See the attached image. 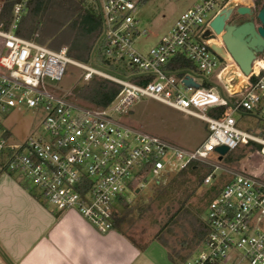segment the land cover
<instances>
[{
    "label": "built area",
    "instance_id": "1",
    "mask_svg": "<svg viewBox=\"0 0 264 264\" xmlns=\"http://www.w3.org/2000/svg\"><path fill=\"white\" fill-rule=\"evenodd\" d=\"M6 1L0 0V15ZM30 1L14 5L8 30L0 22V168L20 176L29 190H38L52 211L75 212L98 233L108 234L115 230L128 194L166 184L193 162L213 169L203 182L210 185L221 168L220 161L210 159L216 148L225 146L231 153L255 141L253 134L237 128L235 115L264 121V53L245 76L211 26L224 10L240 7L235 0H196L146 53L135 47L147 33L138 18L140 0H84L101 18L103 58L110 66L125 64L131 70L127 77L96 67L94 59L89 64L74 61L67 47L55 51L19 37L18 24ZM250 1L247 7L255 10ZM208 33L216 37L206 39ZM181 57L193 67L171 68ZM68 65L83 70L85 82L97 76L117 83L121 91L105 109L74 103L48 82H60ZM186 79L198 87L186 85ZM143 97L205 122V141L185 150L115 120ZM22 109L43 113L44 130L11 143L3 119ZM224 172L231 178L203 217L206 239L185 264H264V180Z\"/></svg>",
    "mask_w": 264,
    "mask_h": 264
},
{
    "label": "trees",
    "instance_id": "2",
    "mask_svg": "<svg viewBox=\"0 0 264 264\" xmlns=\"http://www.w3.org/2000/svg\"><path fill=\"white\" fill-rule=\"evenodd\" d=\"M18 1H6L0 15V22L5 23V30L11 25L12 9ZM140 1L141 4L147 2V0ZM254 3L255 10L261 9L264 0H255ZM101 33L102 22L99 14L84 0H32L16 31L19 37L55 51L67 47L68 56L74 61L89 64L94 59L95 63L108 65L103 58V47L98 46ZM171 66L174 69L193 67L183 57L177 59ZM134 81L138 82V80ZM120 91L121 86L117 83L95 76L89 84L74 90L73 99L88 108L105 109ZM247 145L259 150L262 148L252 141ZM229 160L231 155L224 158L223 163ZM0 172L4 173L1 168ZM212 172V168L200 162H193L187 169L170 176L166 185H158L147 202L140 200L133 208H129L125 202L124 213L116 216L115 230L138 244L127 232V228L134 224V219L130 216L136 212L141 218L150 214L155 219L154 223L160 222L164 216L167 221L150 241L159 243L167 251L170 262L184 264L196 248L203 244L208 233L206 225L201 220L200 210L198 215L192 212L191 209L195 210V206L191 199L202 186L204 179ZM221 187L222 185L218 186V184L212 187L211 195L207 196L208 202L219 194ZM32 193L39 201L44 202L39 193ZM177 224L180 226L182 236L172 240L170 236H176L172 227ZM0 253L7 264H13L3 250L0 249Z\"/></svg>",
    "mask_w": 264,
    "mask_h": 264
},
{
    "label": "rangeland",
    "instance_id": "3",
    "mask_svg": "<svg viewBox=\"0 0 264 264\" xmlns=\"http://www.w3.org/2000/svg\"><path fill=\"white\" fill-rule=\"evenodd\" d=\"M195 1L196 0H147L145 4H141L139 7L138 18L140 19L142 30H146L148 33H143L137 40L135 43L136 49L142 53L148 52L157 44L165 33L169 31L180 15L187 11ZM250 2V0L234 1L235 4L237 3L238 6L243 7H247ZM259 10L260 8L254 11L255 13H258ZM243 19L245 20L246 17ZM2 53L3 49L0 42V55ZM222 62L225 63L224 61ZM95 65L96 67L111 72L114 75L127 77L131 73V70L123 63L115 66H108L96 62ZM83 75V70L73 65H68L67 72L60 82H53L50 80H48V82L53 86L59 87V93L61 95H67L71 101L80 104L78 101H75L73 97L76 88L89 84V82L83 80ZM235 118L238 122L237 128L253 134L255 141L252 142L261 145L262 148L259 150L251 145H241L237 150L228 153L227 156L231 155V160L224 163L223 161L219 162L221 168L215 172L216 179L210 185H204V183H202V186L196 191V194L191 199L195 206V210H191L196 215H198L200 210L202 213V221L203 217L205 218L207 214V206L209 204L207 196L211 195L212 187L217 184L218 186L225 185L231 178V174L224 172V169L264 180V153L262 152L264 121H260L257 118L248 115H235ZM44 120L45 115L43 113L31 109H22L21 111L16 110L5 115L3 125L11 133V143L17 144L23 143L31 136L41 134L44 130ZM115 120L135 130L160 137L171 144L190 151L197 149L208 136V127L205 122L175 111L147 97L141 98L128 114L116 116ZM210 159L212 161H219V155L216 152H213L210 155ZM17 177L20 179V176ZM29 185L31 186V184ZM157 186L158 185H152L145 191L139 192L138 195L136 193V195L128 194L130 199L122 201V207H120L119 212L121 214L124 213L127 204L129 208H133L140 200L147 202V200L155 193V188ZM31 192L39 193L38 190ZM43 203L45 204V202ZM130 218L134 219V224L130 228H127L128 226H126L128 230L127 232L139 245L151 242L150 240L167 221L163 216L160 219V222L154 223L153 220L155 219L152 215L149 214L146 217L141 218L137 212L133 213ZM172 228L174 230L173 233L176 235L170 236L172 240L176 237L182 236L179 224L174 225ZM197 251L198 247L195 252Z\"/></svg>",
    "mask_w": 264,
    "mask_h": 264
},
{
    "label": "crops",
    "instance_id": "4",
    "mask_svg": "<svg viewBox=\"0 0 264 264\" xmlns=\"http://www.w3.org/2000/svg\"><path fill=\"white\" fill-rule=\"evenodd\" d=\"M16 177L0 172V249L13 264H173L155 241L100 234L75 212L52 211Z\"/></svg>",
    "mask_w": 264,
    "mask_h": 264
},
{
    "label": "water",
    "instance_id": "5",
    "mask_svg": "<svg viewBox=\"0 0 264 264\" xmlns=\"http://www.w3.org/2000/svg\"><path fill=\"white\" fill-rule=\"evenodd\" d=\"M233 9V6H231L224 10L212 22L211 26L215 34L222 37L226 50L238 65L241 72L245 76H249L257 55L264 53V3L258 13H255L253 9L248 7H238L236 9L237 15L247 18L241 20L236 26L226 24ZM211 37L215 36H212L211 33L205 36L206 39H210ZM212 49L222 57L225 56L223 50L217 46L213 45ZM184 83L198 87L191 79H186ZM215 151L219 154L220 162L229 153V149L225 146L218 147Z\"/></svg>",
    "mask_w": 264,
    "mask_h": 264
},
{
    "label": "flooded vegetation",
    "instance_id": "6",
    "mask_svg": "<svg viewBox=\"0 0 264 264\" xmlns=\"http://www.w3.org/2000/svg\"><path fill=\"white\" fill-rule=\"evenodd\" d=\"M243 18L244 17H239L237 15L236 9H233V11H232V13L230 15V18L228 19V22L226 24H229L230 26H236V25H238L240 23L241 20H243Z\"/></svg>",
    "mask_w": 264,
    "mask_h": 264
},
{
    "label": "bare ground",
    "instance_id": "7",
    "mask_svg": "<svg viewBox=\"0 0 264 264\" xmlns=\"http://www.w3.org/2000/svg\"><path fill=\"white\" fill-rule=\"evenodd\" d=\"M239 1V0H238ZM241 2V1H240Z\"/></svg>",
    "mask_w": 264,
    "mask_h": 264
}]
</instances>
